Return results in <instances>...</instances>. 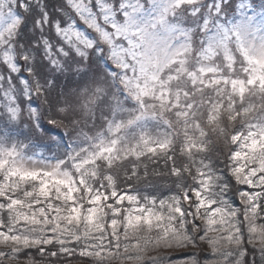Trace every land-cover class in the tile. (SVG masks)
Returning <instances> with one entry per match:
<instances>
[{"label": "snow or ice", "instance_id": "6c2138e0", "mask_svg": "<svg viewBox=\"0 0 264 264\" xmlns=\"http://www.w3.org/2000/svg\"><path fill=\"white\" fill-rule=\"evenodd\" d=\"M0 264H264V0H0Z\"/></svg>", "mask_w": 264, "mask_h": 264}]
</instances>
